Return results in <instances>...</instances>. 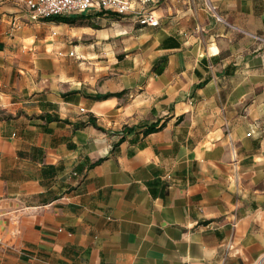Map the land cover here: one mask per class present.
<instances>
[{"label": "crops", "instance_id": "1", "mask_svg": "<svg viewBox=\"0 0 264 264\" xmlns=\"http://www.w3.org/2000/svg\"><path fill=\"white\" fill-rule=\"evenodd\" d=\"M210 1L0 0V264H264V0Z\"/></svg>", "mask_w": 264, "mask_h": 264}, {"label": "built area", "instance_id": "2", "mask_svg": "<svg viewBox=\"0 0 264 264\" xmlns=\"http://www.w3.org/2000/svg\"><path fill=\"white\" fill-rule=\"evenodd\" d=\"M27 9L30 19L33 21L47 20L56 16H65L83 13L89 10H104L119 16L131 11L129 0H18ZM208 10L217 21L222 18L217 14L216 7L210 0H203ZM140 25L157 26L158 20L152 14H144L138 19ZM256 40L264 42V39L253 36ZM80 112H84L80 108Z\"/></svg>", "mask_w": 264, "mask_h": 264}, {"label": "trees", "instance_id": "3", "mask_svg": "<svg viewBox=\"0 0 264 264\" xmlns=\"http://www.w3.org/2000/svg\"><path fill=\"white\" fill-rule=\"evenodd\" d=\"M46 21H57V22H60V23H68V24H72L74 23L75 21V18L74 17H66V16H56V17H53V18H50V19H47ZM121 95V93H116V94H106L104 96H97L96 99H101V98H107V97H110V96H119ZM159 128H157L155 125H149L147 126L145 129H144V132L145 133H151V132H154V131H157Z\"/></svg>", "mask_w": 264, "mask_h": 264}, {"label": "rangeland", "instance_id": "4", "mask_svg": "<svg viewBox=\"0 0 264 264\" xmlns=\"http://www.w3.org/2000/svg\"><path fill=\"white\" fill-rule=\"evenodd\" d=\"M25 9H26V8H25ZM27 13H28V12H27ZM65 16H69V15H65ZM32 21H33V20H32ZM41 21H46V20H41V19H40V20H37V21H35V22H36L37 24L39 23V25H40V22H41ZM50 22L58 23L57 21H50ZM86 23H87L86 18H85V19H80V18H79L78 20L75 21L74 24L79 26V25L86 24ZM29 25H30V24H29ZM40 26H41V25H40Z\"/></svg>", "mask_w": 264, "mask_h": 264}]
</instances>
